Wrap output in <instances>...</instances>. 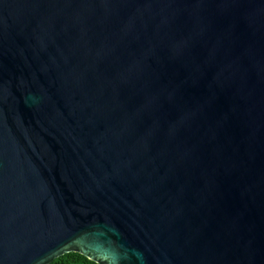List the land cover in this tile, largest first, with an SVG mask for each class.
<instances>
[{"label": "water", "instance_id": "1", "mask_svg": "<svg viewBox=\"0 0 264 264\" xmlns=\"http://www.w3.org/2000/svg\"><path fill=\"white\" fill-rule=\"evenodd\" d=\"M264 264V0H0V264Z\"/></svg>", "mask_w": 264, "mask_h": 264}, {"label": "trees", "instance_id": "2", "mask_svg": "<svg viewBox=\"0 0 264 264\" xmlns=\"http://www.w3.org/2000/svg\"><path fill=\"white\" fill-rule=\"evenodd\" d=\"M50 264H96L84 256L77 254V253H69L65 254L54 261H52Z\"/></svg>", "mask_w": 264, "mask_h": 264}]
</instances>
